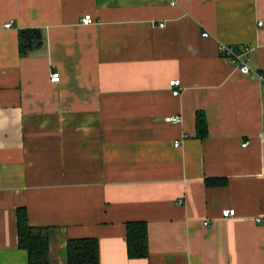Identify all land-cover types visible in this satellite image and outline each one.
Listing matches in <instances>:
<instances>
[{
  "label": "crops",
  "instance_id": "crops-1",
  "mask_svg": "<svg viewBox=\"0 0 264 264\" xmlns=\"http://www.w3.org/2000/svg\"><path fill=\"white\" fill-rule=\"evenodd\" d=\"M23 30L39 38L21 54ZM220 44L249 47L253 72ZM260 74L264 0H0V264H28L18 209L48 229L49 264L85 238L98 264H264ZM129 222L145 259L126 255Z\"/></svg>",
  "mask_w": 264,
  "mask_h": 264
},
{
  "label": "trees",
  "instance_id": "trees-1",
  "mask_svg": "<svg viewBox=\"0 0 264 264\" xmlns=\"http://www.w3.org/2000/svg\"><path fill=\"white\" fill-rule=\"evenodd\" d=\"M38 39L37 31L23 30L19 34V52ZM196 132L201 140L207 135V122L203 114L196 115ZM17 245L27 254L28 264H49L48 229L35 228L28 224L26 211H16ZM126 227V255L129 259H145L148 254L147 226L145 222H129ZM67 264H98V242L94 239L70 240L67 242Z\"/></svg>",
  "mask_w": 264,
  "mask_h": 264
},
{
  "label": "built area",
  "instance_id": "built-area-1",
  "mask_svg": "<svg viewBox=\"0 0 264 264\" xmlns=\"http://www.w3.org/2000/svg\"><path fill=\"white\" fill-rule=\"evenodd\" d=\"M174 4V3H173ZM81 24L83 25H91L94 23V20H92L90 15H84L81 19ZM13 22L12 21H8L4 28H10L13 26ZM164 23L159 24V27H163ZM203 36H207L208 34L205 32L202 34ZM218 52L220 54V56L225 59L226 61H229V63L231 65H233V67H235V69L238 70V72L241 75H249L251 74L253 71L250 68V60L248 57V53L250 51L249 47L247 46H243V47H237V46H233V45H218ZM260 79L262 81H264V76L262 74L259 75ZM50 82L53 83H58L59 82V73L58 72H52L51 76H50ZM169 89H171L172 95L177 97L180 95L179 89H180V81L177 79H173L169 81ZM168 122H172L174 124H180L181 121V117L180 116H171L168 119ZM177 145V144H176ZM245 144L242 145V147H244ZM179 204H181V202H179ZM235 215V210L234 209H226L222 212V217L223 218H230L233 217ZM259 221V220H257ZM205 225H209L207 224V222L204 223Z\"/></svg>",
  "mask_w": 264,
  "mask_h": 264
}]
</instances>
